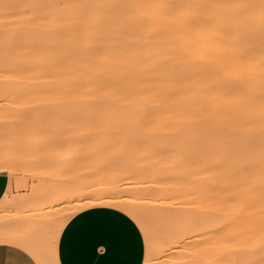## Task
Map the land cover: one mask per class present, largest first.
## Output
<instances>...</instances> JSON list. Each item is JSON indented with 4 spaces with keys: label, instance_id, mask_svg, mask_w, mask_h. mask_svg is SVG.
Masks as SVG:
<instances>
[{
    "label": "bare ground",
    "instance_id": "bare-ground-1",
    "mask_svg": "<svg viewBox=\"0 0 264 264\" xmlns=\"http://www.w3.org/2000/svg\"><path fill=\"white\" fill-rule=\"evenodd\" d=\"M210 3L237 7H200ZM261 3L0 0L1 81L66 83L62 88L73 101L67 109L80 111L85 125L158 129L161 154L156 159H174L161 187L142 200L96 198L70 211L54 229L57 242L76 213L112 208V201L135 211L147 234L144 218H160L167 210L182 212L187 220L198 219V207L215 204L219 194L232 189L224 175L231 166L219 167L223 162H264ZM82 159L93 158L89 154ZM219 169L222 178L217 179ZM22 217L20 221L26 216ZM9 235H0V243L27 247L38 264H48L28 233ZM52 253L58 264L57 243Z\"/></svg>",
    "mask_w": 264,
    "mask_h": 264
},
{
    "label": "rangeland",
    "instance_id": "rangeland-1",
    "mask_svg": "<svg viewBox=\"0 0 264 264\" xmlns=\"http://www.w3.org/2000/svg\"><path fill=\"white\" fill-rule=\"evenodd\" d=\"M65 84L0 80V235L27 232L37 252L53 264L49 241L70 211L96 198L142 200L161 187L174 160L156 159L161 154L158 129L85 125L80 111L67 109L73 101ZM112 145L118 151L111 152ZM89 154L93 159H82ZM226 165L232 189L219 194L215 204L198 207V219L187 220L175 210L144 218L147 236L138 229L142 264H252L264 243V162L219 167ZM243 165L258 169L241 172ZM233 201H244V207L236 208ZM24 215H29L28 226L19 220Z\"/></svg>",
    "mask_w": 264,
    "mask_h": 264
},
{
    "label": "crops",
    "instance_id": "crops-1",
    "mask_svg": "<svg viewBox=\"0 0 264 264\" xmlns=\"http://www.w3.org/2000/svg\"><path fill=\"white\" fill-rule=\"evenodd\" d=\"M14 233L18 236L27 234H8L14 236ZM2 235L6 233L2 232ZM18 246L11 242L0 243V264H11L13 254L21 252ZM143 256L144 245L140 232L133 231L129 226L125 213L107 207L86 209L72 216L62 228L57 242L58 264H142ZM252 257V264H259L264 252ZM29 258L38 264L33 255Z\"/></svg>",
    "mask_w": 264,
    "mask_h": 264
},
{
    "label": "snow or ice",
    "instance_id": "snow-or-ice-1",
    "mask_svg": "<svg viewBox=\"0 0 264 264\" xmlns=\"http://www.w3.org/2000/svg\"><path fill=\"white\" fill-rule=\"evenodd\" d=\"M168 7H182V6L168 5ZM200 7L211 8V9H216V8L228 9V8L237 7V5H231L227 3H210V4L200 5ZM261 9H262V15H264V0H262ZM118 149H119L118 145H112L110 150L111 152L114 153L118 151ZM262 198H264V193H262ZM101 203H103V201H101ZM131 203H135V201H131ZM232 203L234 204L236 208L242 209L244 207L245 202L244 201H233ZM109 206L127 215L129 226L133 229V231H136L138 229L141 231L144 230V223L141 217L135 211H133L132 209H125L123 205H121L117 201L110 202ZM65 219H67V217H65ZM57 234L58 232L53 233L52 239L49 241V246L52 249L55 248V245L57 243V240H56ZM145 236H147L146 232H145ZM222 246L229 247V245L227 244H224ZM18 247H21V252L13 254L14 259L11 261V264H34L33 258H29L32 255L30 250L27 247H23V246H18ZM261 251L264 252V243H262ZM48 264H53V262L49 261ZM194 264H199V262L194 261ZM259 264H264V258H262L259 261Z\"/></svg>",
    "mask_w": 264,
    "mask_h": 264
}]
</instances>
